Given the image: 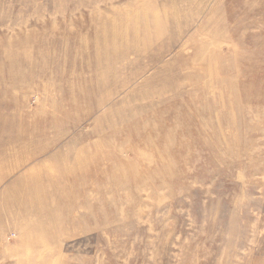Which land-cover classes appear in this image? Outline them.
<instances>
[{
    "label": "rangeland",
    "instance_id": "1",
    "mask_svg": "<svg viewBox=\"0 0 264 264\" xmlns=\"http://www.w3.org/2000/svg\"><path fill=\"white\" fill-rule=\"evenodd\" d=\"M0 264H264V0H0Z\"/></svg>",
    "mask_w": 264,
    "mask_h": 264
},
{
    "label": "bare ground",
    "instance_id": "2",
    "mask_svg": "<svg viewBox=\"0 0 264 264\" xmlns=\"http://www.w3.org/2000/svg\"><path fill=\"white\" fill-rule=\"evenodd\" d=\"M110 23H112L111 21H110ZM140 35V34H139ZM138 35V36H139ZM143 35H145L146 37L149 35L148 34V32H143ZM142 35V36H143ZM149 41H151V39H149L147 42H149ZM195 51H194V57H195V59L196 60H200L202 57H203V54H205V53H203V49L202 48H200V47H197V49H194ZM212 53L213 52H209V54L210 55H212ZM128 54V53H127ZM211 58V57H210ZM209 58V59H210ZM204 69V68H203ZM193 71L194 72H197V73H201V72H203V70H201L200 68H194L193 69ZM186 73V72H185ZM185 73H183V75L185 74ZM187 74V73H186ZM171 90V89H170ZM177 90V89H176ZM166 124V123H165ZM164 130V129H163ZM151 134H152V132H151ZM171 140V139H170ZM165 142V141H164ZM108 160H109V158H108ZM103 172V171H102ZM102 172L101 171H98V174L100 175V174H102ZM29 209H31V208H29ZM25 211H27V210H25Z\"/></svg>",
    "mask_w": 264,
    "mask_h": 264
}]
</instances>
